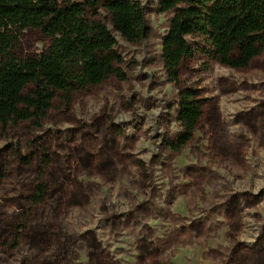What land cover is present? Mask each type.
I'll return each mask as SVG.
<instances>
[{"label": "rangeland", "instance_id": "374dc122", "mask_svg": "<svg viewBox=\"0 0 264 264\" xmlns=\"http://www.w3.org/2000/svg\"><path fill=\"white\" fill-rule=\"evenodd\" d=\"M144 3L147 38L113 32L125 79L59 95L40 127H0V264H264V51L236 69L195 50L174 81L161 55L171 13ZM50 42L28 27L15 53ZM185 88L202 116L176 151ZM41 170L48 194L32 205Z\"/></svg>", "mask_w": 264, "mask_h": 264}, {"label": "trees", "instance_id": "16d2710c", "mask_svg": "<svg viewBox=\"0 0 264 264\" xmlns=\"http://www.w3.org/2000/svg\"><path fill=\"white\" fill-rule=\"evenodd\" d=\"M147 1L160 13H171L161 55L174 81L195 50L236 69L248 67L264 51V0ZM146 14L144 0H0V127L19 122L40 127L59 95L69 102L74 92L112 76L125 79L113 32L142 41L150 33ZM28 27L39 28L51 42L40 54L21 58L15 51ZM190 37L203 38L204 45L194 46ZM177 105L182 131L169 146L179 151L193 139L201 119L199 92L180 90ZM49 161L43 151L42 167ZM42 176L43 170L28 198L32 205L48 194ZM17 245L16 239L12 247Z\"/></svg>", "mask_w": 264, "mask_h": 264}]
</instances>
